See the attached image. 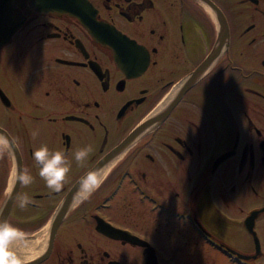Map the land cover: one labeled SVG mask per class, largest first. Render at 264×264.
Instances as JSON below:
<instances>
[{"label":"flooded vegetation","instance_id":"flooded-vegetation-1","mask_svg":"<svg viewBox=\"0 0 264 264\" xmlns=\"http://www.w3.org/2000/svg\"><path fill=\"white\" fill-rule=\"evenodd\" d=\"M13 6L18 27L0 47V217L11 200L21 264H191L207 249L240 264L208 236L264 264V0ZM43 144L94 148L59 193L33 160ZM105 165L100 188L74 202Z\"/></svg>","mask_w":264,"mask_h":264},{"label":"clouds","instance_id":"clouds-1","mask_svg":"<svg viewBox=\"0 0 264 264\" xmlns=\"http://www.w3.org/2000/svg\"><path fill=\"white\" fill-rule=\"evenodd\" d=\"M33 139L39 135V130L30 133ZM94 148L91 144L77 149L74 153H66L62 150H50L46 144L41 145L33 152V160L39 169V177L45 182L46 187L54 193H59L72 170L73 160L79 167H83ZM111 164V162H109ZM109 165L93 169L80 184V188L74 196V202L82 203L90 198L103 184ZM22 183H31L33 177L27 170L21 173ZM31 202L26 194L21 200L23 208ZM19 229L13 227L6 220L0 219V264H21V261L12 250V244Z\"/></svg>","mask_w":264,"mask_h":264},{"label":"water","instance_id":"water-1","mask_svg":"<svg viewBox=\"0 0 264 264\" xmlns=\"http://www.w3.org/2000/svg\"><path fill=\"white\" fill-rule=\"evenodd\" d=\"M38 4L46 6H70L72 0H34ZM14 2H21V0H0V47L6 44L13 33L16 31L18 24L12 19V13L14 10ZM96 35L98 32L95 31ZM228 155V154H227ZM224 155L222 158H225ZM12 201L9 200L2 209L1 219H8ZM256 215L249 216L254 219ZM249 219V218H248Z\"/></svg>","mask_w":264,"mask_h":264},{"label":"rangeland","instance_id":"rangeland-1","mask_svg":"<svg viewBox=\"0 0 264 264\" xmlns=\"http://www.w3.org/2000/svg\"><path fill=\"white\" fill-rule=\"evenodd\" d=\"M260 198H263L264 196V191L262 188L259 189V195ZM257 196V197H258ZM192 252H196L198 255H201L200 251H197L196 249L190 250ZM207 252V261L206 262H200V261H192L191 264H234V263H230L229 261H227V259L225 257H221L220 255L218 256L216 253H214L212 250L207 249L205 250Z\"/></svg>","mask_w":264,"mask_h":264},{"label":"bare ground","instance_id":"bare-ground-1","mask_svg":"<svg viewBox=\"0 0 264 264\" xmlns=\"http://www.w3.org/2000/svg\"><path fill=\"white\" fill-rule=\"evenodd\" d=\"M39 249L40 245L37 243L29 245V247L27 248L28 256L30 257L35 255L37 252H39Z\"/></svg>","mask_w":264,"mask_h":264}]
</instances>
